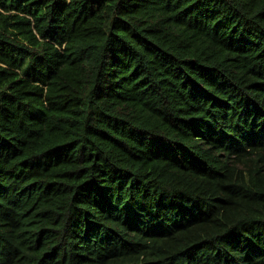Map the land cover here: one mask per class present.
I'll return each mask as SVG.
<instances>
[{"label": "trees", "instance_id": "16d2710c", "mask_svg": "<svg viewBox=\"0 0 264 264\" xmlns=\"http://www.w3.org/2000/svg\"><path fill=\"white\" fill-rule=\"evenodd\" d=\"M0 264H264V0H0Z\"/></svg>", "mask_w": 264, "mask_h": 264}]
</instances>
